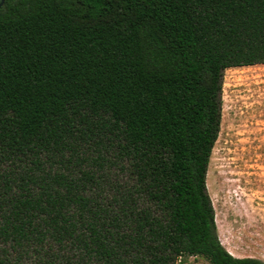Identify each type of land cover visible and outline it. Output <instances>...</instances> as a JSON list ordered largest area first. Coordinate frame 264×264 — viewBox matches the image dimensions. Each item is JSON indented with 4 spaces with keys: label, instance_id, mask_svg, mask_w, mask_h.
<instances>
[{
    "label": "trees",
    "instance_id": "1",
    "mask_svg": "<svg viewBox=\"0 0 264 264\" xmlns=\"http://www.w3.org/2000/svg\"><path fill=\"white\" fill-rule=\"evenodd\" d=\"M264 0H2L0 264H264L219 242L205 173Z\"/></svg>",
    "mask_w": 264,
    "mask_h": 264
},
{
    "label": "rangeland",
    "instance_id": "2",
    "mask_svg": "<svg viewBox=\"0 0 264 264\" xmlns=\"http://www.w3.org/2000/svg\"><path fill=\"white\" fill-rule=\"evenodd\" d=\"M217 237L234 257L252 253L264 231V64L228 67L220 121L205 173ZM175 264H209L184 256Z\"/></svg>",
    "mask_w": 264,
    "mask_h": 264
},
{
    "label": "crops",
    "instance_id": "3",
    "mask_svg": "<svg viewBox=\"0 0 264 264\" xmlns=\"http://www.w3.org/2000/svg\"><path fill=\"white\" fill-rule=\"evenodd\" d=\"M263 226L260 228V232L258 234V239L254 242L252 246V253L246 254L243 256H238L239 258L241 257H252L255 259H258L264 263V231H262Z\"/></svg>",
    "mask_w": 264,
    "mask_h": 264
},
{
    "label": "water",
    "instance_id": "4",
    "mask_svg": "<svg viewBox=\"0 0 264 264\" xmlns=\"http://www.w3.org/2000/svg\"><path fill=\"white\" fill-rule=\"evenodd\" d=\"M1 3H2V0H0V5H1Z\"/></svg>",
    "mask_w": 264,
    "mask_h": 264
}]
</instances>
